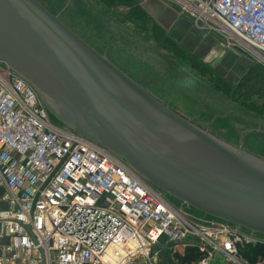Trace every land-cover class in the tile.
<instances>
[{
  "label": "built area",
  "instance_id": "obj_1",
  "mask_svg": "<svg viewBox=\"0 0 264 264\" xmlns=\"http://www.w3.org/2000/svg\"><path fill=\"white\" fill-rule=\"evenodd\" d=\"M173 1L264 60V0ZM0 64V264H156L162 243L182 244L176 264H264V234L188 217L123 159L54 124L36 89ZM188 249L191 261L176 259Z\"/></svg>",
  "mask_w": 264,
  "mask_h": 264
},
{
  "label": "water",
  "instance_id": "obj_2",
  "mask_svg": "<svg viewBox=\"0 0 264 264\" xmlns=\"http://www.w3.org/2000/svg\"><path fill=\"white\" fill-rule=\"evenodd\" d=\"M0 62L36 89L52 116L160 191L264 234V157L174 110L39 0H0Z\"/></svg>",
  "mask_w": 264,
  "mask_h": 264
},
{
  "label": "rangeland",
  "instance_id": "obj_3",
  "mask_svg": "<svg viewBox=\"0 0 264 264\" xmlns=\"http://www.w3.org/2000/svg\"><path fill=\"white\" fill-rule=\"evenodd\" d=\"M39 1L87 42L101 53L106 54L130 77L138 80L137 82L150 92L160 95V100L169 104L173 109L188 112V115L196 119L192 120L195 123L205 125V121L212 119V114L204 113L207 109V99H210L209 102L212 104L217 103L218 98H221V101L222 99L227 100L233 106L237 105V107L241 106L246 109L249 108L245 107L243 102L245 105H250L252 115L250 113L249 115L236 114L238 120L246 122L243 126L246 131L239 134L240 131L235 129L233 139L238 142L235 145H239L238 137L240 136L242 140H245L243 146L247 151L264 157V60L260 55L239 46L228 36L218 34L215 35L216 39L206 38L202 45V49L211 53L209 56L215 58L219 56L220 62L222 61L221 68L216 69L211 65L212 59L204 60L187 56L180 49L179 54L172 52L168 48L173 45L171 40L163 44L155 38L152 31L153 21L147 24L135 22L130 19L127 8H108L98 0ZM142 1L137 0V3L141 4ZM168 1L181 15L188 14L183 11L178 2ZM225 41L239 53L230 51L222 54ZM246 64L248 66L246 72L252 69L254 74L243 80V87L240 88L243 76L240 78L238 76ZM227 70H230L229 73L226 72ZM222 88L229 90L230 94ZM222 104L224 105L223 102ZM50 119L57 126L67 128L51 114ZM163 195L174 207L193 220L210 219L208 215L171 195L167 193ZM190 241L194 239L191 238ZM216 260L219 264H226L222 256H217Z\"/></svg>",
  "mask_w": 264,
  "mask_h": 264
},
{
  "label": "crops",
  "instance_id": "obj_4",
  "mask_svg": "<svg viewBox=\"0 0 264 264\" xmlns=\"http://www.w3.org/2000/svg\"><path fill=\"white\" fill-rule=\"evenodd\" d=\"M166 1L168 0H143L141 2V5L144 8V10L148 13V15L151 17L152 21L157 23L165 31V36L172 41L173 45L177 46L178 49H180L187 56L190 55L191 57L194 58L197 57L204 60L212 59L211 65L216 69H220L221 68L220 63H222V61L220 62L219 56H216V58L211 57L209 56L211 54L210 52H207L206 50L202 49L204 40H206V38L216 39L215 34L207 33L198 29L189 17L185 15H181L171 2L168 1L167 3ZM232 49L233 48L226 46L225 44V46L222 48L223 51L221 53L225 54L227 52L232 51ZM165 50L168 51L166 48ZM247 69L248 66L246 64L245 68L241 70V73L239 74L238 78L244 76V73L246 75ZM229 71L230 70H227L226 72L229 73ZM153 94L159 99H161L160 95H157L155 93ZM221 95L223 96V98L226 99V97L223 94ZM207 100L204 99V101H206L207 103L206 104L207 109L205 110L204 113L207 115L212 114V119L210 121H205L206 122L204 123L205 125L196 121L197 124L202 127L208 128L214 134L220 136L221 138L227 140L228 142L236 144L237 141L233 139L234 137L233 131L237 129L238 131H240L239 134H242L246 131V129H243V126L246 124V122L244 120L242 121L238 120L236 114L249 115L250 113V115H252L253 111L241 106L237 107L236 104H235L236 106H233L229 104L227 100L222 99L221 101V98L220 99L218 98L217 103H212V104L209 102L211 101L210 99ZM222 102L224 103V105L222 104ZM174 110H176L177 112H179L180 114L184 115L185 117L191 120L195 119L194 117L188 115L187 114L188 112L175 108ZM202 110L203 109H201V111ZM201 116L202 114L200 115V117ZM238 138L240 143L245 142V140H242L240 136ZM1 206L6 207L5 204H1ZM155 249L158 252L156 264H176L173 258L174 252H176L177 250L180 251L183 250V246L180 243L168 244V245L162 243L156 246Z\"/></svg>",
  "mask_w": 264,
  "mask_h": 264
},
{
  "label": "trees",
  "instance_id": "obj_5",
  "mask_svg": "<svg viewBox=\"0 0 264 264\" xmlns=\"http://www.w3.org/2000/svg\"><path fill=\"white\" fill-rule=\"evenodd\" d=\"M100 1L104 6H107L108 8H116V7H123L127 8L129 11V17L130 19L134 20L135 22H144L147 24L148 22L152 21L151 17L148 15V13L144 10L142 5L140 3H137V0H98ZM152 31L154 33V36L157 40H159L161 43H168V38L165 36V31L155 22H152ZM171 42V41H170ZM168 46V45H167ZM172 52L179 54V49L175 45H170L168 47ZM181 55V54H180ZM179 55V56H180ZM253 70H249L246 75L242 77V80L240 82V88L243 87V80H246L250 77V75L253 76ZM223 89V88H222ZM238 89V88H237ZM227 94H230L226 89H223ZM245 107H248L250 109V105H245V102H243ZM187 254L185 256H180L178 254L175 255L176 259H179L182 263L191 261V257L193 255L191 254L193 250L188 249Z\"/></svg>",
  "mask_w": 264,
  "mask_h": 264
}]
</instances>
